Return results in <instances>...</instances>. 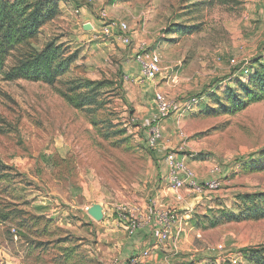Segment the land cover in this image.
<instances>
[{
    "label": "rangeland",
    "instance_id": "374dc122",
    "mask_svg": "<svg viewBox=\"0 0 264 264\" xmlns=\"http://www.w3.org/2000/svg\"><path fill=\"white\" fill-rule=\"evenodd\" d=\"M57 2L58 16L34 43L56 38L75 56L69 72L54 87L0 77V161L20 175L0 190V210L19 216L0 222V264H119L130 225L139 229L157 209L178 221L162 250L147 248V259L162 253L165 264H233L237 255V264H250L243 251L264 247V219L230 217L244 195L264 192V100L224 114L212 97L245 82L239 71L264 63V0ZM102 12L129 26V47L99 36ZM182 27L190 32L178 33ZM142 44L160 59V73L139 85L133 59ZM70 85H98L96 109L71 107L61 96ZM154 93L171 104L158 150L147 143ZM191 98L196 105L184 107ZM168 152L199 183L221 169L220 189L200 196L186 187L177 201ZM95 204L102 221L87 214Z\"/></svg>",
    "mask_w": 264,
    "mask_h": 264
},
{
    "label": "trees",
    "instance_id": "16d2710c",
    "mask_svg": "<svg viewBox=\"0 0 264 264\" xmlns=\"http://www.w3.org/2000/svg\"><path fill=\"white\" fill-rule=\"evenodd\" d=\"M58 14L57 0H0V77L4 81L24 80L54 87L69 72L75 56L69 54L56 38L40 47L34 43L42 26L52 22ZM189 32L186 27L178 31ZM245 74H248L245 82L238 79L236 87H227L220 95H213L212 99L224 114L243 111L249 105L264 100V63L259 59L255 65L249 66ZM61 96L71 107L89 112L96 109L100 99L98 85L92 89L70 85L68 92L61 93ZM261 158L264 160V151ZM19 176L13 168L0 161L1 191L15 187L18 184L15 179ZM242 201L239 214L233 215L230 220L264 219V192L244 195ZM17 219L18 211L0 210V222ZM243 252L250 264H264V247Z\"/></svg>",
    "mask_w": 264,
    "mask_h": 264
},
{
    "label": "built area",
    "instance_id": "2783aa9c",
    "mask_svg": "<svg viewBox=\"0 0 264 264\" xmlns=\"http://www.w3.org/2000/svg\"><path fill=\"white\" fill-rule=\"evenodd\" d=\"M79 11H76L78 13ZM91 25V24H90ZM92 26V25H91ZM93 29V26H92ZM103 39L114 38L124 47L131 45L130 28L125 22L109 21L104 14L100 15V29L97 31ZM137 66V74L135 81L139 85L151 83L160 73V59L156 54L144 50V44L138 47V53L133 59ZM231 64L235 61L232 59ZM247 73V70H244ZM132 75V74H131ZM131 75H126L130 79ZM154 102L156 106V121L155 126L148 132L147 143L151 150H158L160 147V139L162 137V120L169 116L171 112V104L160 93H154ZM196 105V99H188L184 103V107L191 108ZM165 166L167 169V179L176 195L177 201H181L179 192L188 188L191 194L202 195L206 192L211 193L217 191L221 187L220 174L221 169H215L213 179L199 183L195 174L185 164L184 160L176 153L168 152L164 156ZM153 233L157 237V242L163 244L169 241L172 237L173 230L177 226V215L168 210H156ZM131 234L135 233L138 228L134 225L129 227ZM220 250L223 245H219ZM150 256V250L145 249L139 255H126L122 260V264H144L145 260ZM237 255H232L230 261L237 264Z\"/></svg>",
    "mask_w": 264,
    "mask_h": 264
},
{
    "label": "crops",
    "instance_id": "0c3cea01",
    "mask_svg": "<svg viewBox=\"0 0 264 264\" xmlns=\"http://www.w3.org/2000/svg\"><path fill=\"white\" fill-rule=\"evenodd\" d=\"M83 25L84 23H82V26ZM93 29H94V26H93ZM154 222H155V217L153 218L148 217L147 219H144L143 225L139 229H137V231L133 235H131L129 242L127 244V247L124 250L123 258L128 254L134 255V256L139 255L143 250L147 248H151L152 246H154L157 249L159 248L161 250L162 248H164L162 247L164 246V244H159L155 240V238L152 237V230L154 227ZM158 256H159V259H157ZM165 257L167 256L160 253V254H157V257L155 255L145 260L144 264H165L163 261ZM119 264H122L121 260ZM166 264H170V263H166Z\"/></svg>",
    "mask_w": 264,
    "mask_h": 264
},
{
    "label": "water",
    "instance_id": "95a60500",
    "mask_svg": "<svg viewBox=\"0 0 264 264\" xmlns=\"http://www.w3.org/2000/svg\"><path fill=\"white\" fill-rule=\"evenodd\" d=\"M83 29L85 31L92 30V26L90 24L84 25ZM87 214L94 219L95 221H102L104 213L102 206L95 204L87 209Z\"/></svg>",
    "mask_w": 264,
    "mask_h": 264
}]
</instances>
